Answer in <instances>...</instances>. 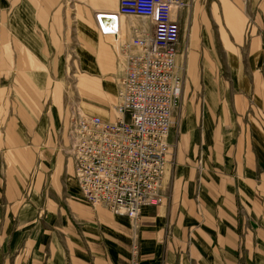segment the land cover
<instances>
[{
	"label": "crops",
	"instance_id": "crops-1",
	"mask_svg": "<svg viewBox=\"0 0 264 264\" xmlns=\"http://www.w3.org/2000/svg\"><path fill=\"white\" fill-rule=\"evenodd\" d=\"M118 1L76 0L69 17L67 0H0V104L12 107L0 113V126L11 119L0 128V264H130L136 241L140 264H264V0H188L178 13L186 39L207 49L174 118L164 199L137 227L82 197L55 100L69 52L76 87L104 95L87 104L118 101L124 63L95 15ZM223 10L229 24L215 17ZM141 25L151 28L120 16V44ZM223 41L236 52L214 48Z\"/></svg>",
	"mask_w": 264,
	"mask_h": 264
},
{
	"label": "built area",
	"instance_id": "built-area-1",
	"mask_svg": "<svg viewBox=\"0 0 264 264\" xmlns=\"http://www.w3.org/2000/svg\"><path fill=\"white\" fill-rule=\"evenodd\" d=\"M185 0H119L116 11L98 13L102 34L120 44V16L145 18L119 45L124 74L114 115L104 118L70 107L65 153L82 197L130 218L138 226L143 209L164 199L163 180L171 154L172 128L182 103L184 74L178 65ZM114 20L108 27L104 16ZM130 264H140L133 242Z\"/></svg>",
	"mask_w": 264,
	"mask_h": 264
},
{
	"label": "rangeland",
	"instance_id": "rangeland-1",
	"mask_svg": "<svg viewBox=\"0 0 264 264\" xmlns=\"http://www.w3.org/2000/svg\"><path fill=\"white\" fill-rule=\"evenodd\" d=\"M185 1L187 3L185 6V9L181 10L184 13H185V11H187V9H189V6H190V2L188 0H185ZM67 3H68V5H67L68 16L69 17L75 16L76 10L73 6L76 4V0H67ZM81 12H82V10H80V13ZM195 12L197 13V16H198V8L195 10ZM95 15H97V14H95ZM248 15L251 16L250 10L245 9L244 10V22L245 23L248 21ZM215 17L219 23L222 21H225V22H227V24H229L227 19H226L224 10H223L222 15H220L217 11L215 14ZM132 19H134L135 21L136 20H145V18L142 19L141 17H133ZM96 23H97V21H96ZM97 26H98V24H97ZM98 29H99V27H98ZM222 31H224V30L222 29ZM186 38H187V36L185 37V32L183 30L182 34H181V41H180V46L182 45L183 49H184L183 54H182V60L183 61L180 64L178 63V65L182 69L183 74H184V78L186 81V82L184 81V85L186 84V88H188L189 82L191 80H193V78L191 77V75H193L192 70L194 68L202 67L203 55H204L205 49H207V47L205 46L203 41H188ZM107 40H109V41L114 40V43H116L115 39L107 38ZM241 42H242V40L237 41V43H241ZM234 43L235 42L223 41V42H213V45H214V48L219 50V51L222 50V48L224 47L225 50L227 49L230 52L234 53V52H236V51H233V50H236L235 46L233 45ZM118 47H119V44H118ZM118 51H119V48H118ZM119 56H120V54H119ZM65 57L68 58V60H66V62H65ZM74 58L75 57L72 55L69 56V52H66V55L63 56L62 59H60V63H62V60H63L64 66H65V64H71V63H73ZM74 64H76V63H74ZM64 66L61 68L62 69L61 73H59V77L57 78V81H59V82L56 83V86H57V89L59 91H58V93H55V97H56L55 100L57 102H60V103H62V101H63V103H64L62 105V107L64 108V111H65L64 117H63V124L65 122V128H67V125H68L67 118H68L69 108L73 107V106L76 107L80 111V113H83V114H92V115L97 114V115H100L104 118L112 117L114 115V110H113L114 105L117 104V102H118L115 99V97H113V99L111 101L105 102L104 100L99 99V98L104 97V95L102 94V92L100 90L99 91H93V89H90V88L76 87V81H77L76 76H79V73L73 72L71 70H69V72H68V71H66V68L64 69ZM185 75H187V77H185ZM78 78H80V77H78ZM197 85H198L197 86L198 87L197 88V94H198L197 99H199L200 95H202V92H201L202 89L200 88L198 83H197ZM118 90H119V86H118ZM195 91H196V89H195ZM93 95L94 96H97V95L100 96L99 98L97 97L99 99V101L101 103H106L107 106L103 105V104H96V106L93 107V106L87 104V99L89 100V98H91ZM182 98H183V95H182ZM0 101H2V100H0ZM101 108H103V109L106 108L109 111L108 112L105 110L103 111ZM10 110H12V107L9 105V103H7V105L6 104L4 105V109H3V106L0 104V113H2V112L5 113V111H6V113H8L7 111H10ZM9 116H7V117L5 116V118L1 121V126H3V125L7 126L9 123H11V119L7 120L8 118H10ZM176 121H178V119ZM1 126H0V128H1ZM177 127H178V124L176 122L172 128L175 130L174 134H176V141H177Z\"/></svg>",
	"mask_w": 264,
	"mask_h": 264
},
{
	"label": "water",
	"instance_id": "water-1",
	"mask_svg": "<svg viewBox=\"0 0 264 264\" xmlns=\"http://www.w3.org/2000/svg\"><path fill=\"white\" fill-rule=\"evenodd\" d=\"M104 20H108V21H111V26L114 27V20L112 18H103ZM105 24L108 26V27H111L109 26V24H107V22H105Z\"/></svg>",
	"mask_w": 264,
	"mask_h": 264
},
{
	"label": "bare ground",
	"instance_id": "bare-ground-1",
	"mask_svg": "<svg viewBox=\"0 0 264 264\" xmlns=\"http://www.w3.org/2000/svg\"><path fill=\"white\" fill-rule=\"evenodd\" d=\"M133 17H136V16H131V18H133ZM142 18V17H141ZM142 19H144V18H142ZM140 21V20H139ZM117 45H118V42H117Z\"/></svg>",
	"mask_w": 264,
	"mask_h": 264
}]
</instances>
